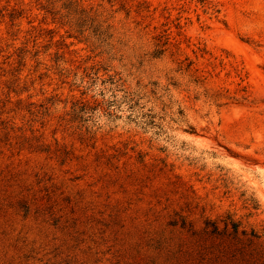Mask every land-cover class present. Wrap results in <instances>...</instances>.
I'll list each match as a JSON object with an SVG mask.
<instances>
[{"label":"rangeland","instance_id":"374dc122","mask_svg":"<svg viewBox=\"0 0 264 264\" xmlns=\"http://www.w3.org/2000/svg\"><path fill=\"white\" fill-rule=\"evenodd\" d=\"M76 1L0 0V264H264V0Z\"/></svg>","mask_w":264,"mask_h":264},{"label":"trees","instance_id":"16d2710c","mask_svg":"<svg viewBox=\"0 0 264 264\" xmlns=\"http://www.w3.org/2000/svg\"><path fill=\"white\" fill-rule=\"evenodd\" d=\"M44 8L46 11L51 13L52 15H56L59 13V11L64 10V13L60 15L61 18H66V22L73 26L75 32H77L79 35H81L86 29L93 28V32L96 36V39L98 41L103 42L104 37H106V28H104L102 22L98 20L97 17L98 14H94L93 16L87 12L85 9L79 7V4L76 0H45ZM59 4V9H54L56 5ZM86 25H89L85 28ZM87 40V37L85 38ZM80 110H85L84 105L80 107ZM82 117V116H81ZM83 120H87L86 118H83ZM211 229L210 234L211 235H220L221 233L218 231L217 226L214 225V223H211ZM227 226V225H226ZM231 228L232 233L236 234L238 230V224L235 222H231ZM244 234L245 232L242 231ZM252 236H254L252 234Z\"/></svg>","mask_w":264,"mask_h":264}]
</instances>
